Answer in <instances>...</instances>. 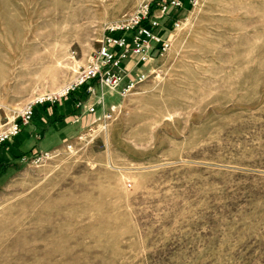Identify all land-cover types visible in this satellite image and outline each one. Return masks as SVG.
Wrapping results in <instances>:
<instances>
[{
	"label": "rangeland",
	"instance_id": "obj_1",
	"mask_svg": "<svg viewBox=\"0 0 264 264\" xmlns=\"http://www.w3.org/2000/svg\"><path fill=\"white\" fill-rule=\"evenodd\" d=\"M151 1L0 0V130ZM166 24L163 55L123 61L127 95L78 87L0 146V264H264V0Z\"/></svg>",
	"mask_w": 264,
	"mask_h": 264
},
{
	"label": "built area",
	"instance_id": "obj_2",
	"mask_svg": "<svg viewBox=\"0 0 264 264\" xmlns=\"http://www.w3.org/2000/svg\"><path fill=\"white\" fill-rule=\"evenodd\" d=\"M197 0H152L141 7L134 14L109 24L107 34L104 36L102 45L92 54L83 72L77 81L61 90V92L42 96L27 103L20 111L19 116L14 118L5 128L0 130V146L8 144L23 129L30 125L35 108L38 105L49 103H60L63 97L72 94L78 87L85 88V95L98 97V102L103 105L104 94H99L98 88H110L115 90L121 87V94L127 95L134 86V81L122 87L125 72L122 68L123 61L129 56L137 58V63H146L155 57L163 55L170 47L169 40L164 37L162 29L171 19L174 10L194 6ZM173 27L179 26V20L172 23ZM82 103H78V107ZM87 110L95 113L94 104ZM112 114L104 111L102 121L107 125L112 120ZM51 157L50 151L35 152L32 155H23L21 161L39 163Z\"/></svg>",
	"mask_w": 264,
	"mask_h": 264
},
{
	"label": "crops",
	"instance_id": "obj_3",
	"mask_svg": "<svg viewBox=\"0 0 264 264\" xmlns=\"http://www.w3.org/2000/svg\"><path fill=\"white\" fill-rule=\"evenodd\" d=\"M67 112V111H66ZM66 112H64L63 114H65ZM58 113H61V112H58ZM37 146V145H36ZM34 147V146H33ZM32 147V148H33ZM31 148V149H32ZM38 148L36 147V148H34L33 150H37ZM52 149V148H51ZM51 149H45V150H43L42 152H44V151H49V150H51ZM11 150L13 151V152H17V153H21L23 150H20V149H16L15 147H11ZM39 151H41V150H39Z\"/></svg>",
	"mask_w": 264,
	"mask_h": 264
},
{
	"label": "trees",
	"instance_id": "obj_4",
	"mask_svg": "<svg viewBox=\"0 0 264 264\" xmlns=\"http://www.w3.org/2000/svg\"><path fill=\"white\" fill-rule=\"evenodd\" d=\"M22 157V156H21Z\"/></svg>",
	"mask_w": 264,
	"mask_h": 264
}]
</instances>
